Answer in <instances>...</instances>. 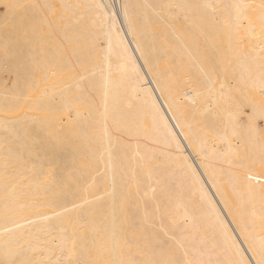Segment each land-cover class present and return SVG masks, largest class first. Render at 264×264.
I'll list each match as a JSON object with an SVG mask.
<instances>
[{"label":"bare ground","instance_id":"obj_1","mask_svg":"<svg viewBox=\"0 0 264 264\" xmlns=\"http://www.w3.org/2000/svg\"><path fill=\"white\" fill-rule=\"evenodd\" d=\"M261 3L0 0V259L259 258L264 136L200 113L220 83L264 103Z\"/></svg>","mask_w":264,"mask_h":264},{"label":"snow or ice","instance_id":"obj_2","mask_svg":"<svg viewBox=\"0 0 264 264\" xmlns=\"http://www.w3.org/2000/svg\"><path fill=\"white\" fill-rule=\"evenodd\" d=\"M126 7V6H125ZM188 8H200L201 5H184ZM204 7L215 8V5H204ZM236 8H245L249 5H234ZM261 14V29L264 31V0L260 5ZM248 19L245 14H238L234 19L229 21V26L233 29L235 34H239L241 30L250 29L252 27L251 22L245 23L244 21ZM261 43L264 44V39L261 40ZM202 94L200 92H195V97L193 99V105L196 103V97H200ZM260 95L264 96V76L261 80V90ZM228 105L229 107L226 110L224 116L221 115V106ZM201 116L216 115L225 118L226 123L232 126V135L237 136L238 129L243 130L249 137L252 136H264V127H261L260 124L264 123V103L257 104L251 98L247 97H234L231 94V91L225 93L224 83H220L219 91L216 94L215 98L211 96L206 98V107L204 111L200 113ZM261 164L264 165V155L261 156ZM264 175V173H261ZM244 178L246 181H253L256 179V176L250 172H245ZM241 259L237 264H264V251L259 255V258H256L254 255L251 257H245L244 253L250 249H237ZM0 264H24L23 261H18L14 256L9 253H5L4 259H0Z\"/></svg>","mask_w":264,"mask_h":264}]
</instances>
